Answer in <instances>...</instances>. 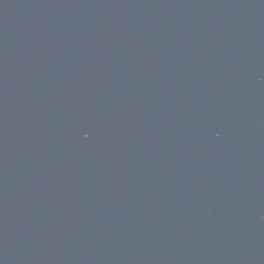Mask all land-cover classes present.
I'll return each instance as SVG.
<instances>
[{
  "label": "water",
  "instance_id": "95a60500",
  "mask_svg": "<svg viewBox=\"0 0 264 264\" xmlns=\"http://www.w3.org/2000/svg\"><path fill=\"white\" fill-rule=\"evenodd\" d=\"M0 264H264V0H0Z\"/></svg>",
  "mask_w": 264,
  "mask_h": 264
}]
</instances>
